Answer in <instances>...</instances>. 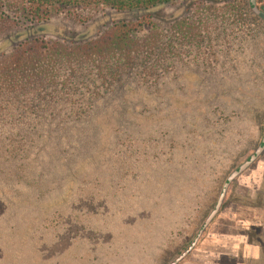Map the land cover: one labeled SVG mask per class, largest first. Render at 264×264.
I'll return each mask as SVG.
<instances>
[{
    "label": "rangeland",
    "instance_id": "rangeland-1",
    "mask_svg": "<svg viewBox=\"0 0 264 264\" xmlns=\"http://www.w3.org/2000/svg\"><path fill=\"white\" fill-rule=\"evenodd\" d=\"M8 5L0 56L106 25L93 24L100 11L54 15L35 33L40 24ZM177 15L180 5L160 11ZM255 18L226 44L221 35L215 59L193 49L152 85L128 78L101 90L82 114L41 103L31 85L0 95V264H170L183 253L264 135V20ZM253 221L264 227V152L177 264H264ZM245 237L262 248L259 260L242 256Z\"/></svg>",
    "mask_w": 264,
    "mask_h": 264
},
{
    "label": "trees",
    "instance_id": "trees-1",
    "mask_svg": "<svg viewBox=\"0 0 264 264\" xmlns=\"http://www.w3.org/2000/svg\"><path fill=\"white\" fill-rule=\"evenodd\" d=\"M8 4L30 25L40 24L35 33L44 31L43 25L54 15L80 20L90 12H101V19L93 24L106 25H100L101 31L92 38L78 35L68 41L22 43L0 56V95L31 85L45 93L41 103L49 100L74 114L84 113V103L124 79L156 83L176 63L187 60L193 49L215 59L221 35L226 44L256 21L249 0H0V21L9 18L3 9ZM174 5H180L181 15L160 16V11Z\"/></svg>",
    "mask_w": 264,
    "mask_h": 264
},
{
    "label": "water",
    "instance_id": "water-1",
    "mask_svg": "<svg viewBox=\"0 0 264 264\" xmlns=\"http://www.w3.org/2000/svg\"><path fill=\"white\" fill-rule=\"evenodd\" d=\"M249 7L250 11L253 13L254 16H257L264 20V9L260 11L256 6V0H249ZM264 152V135L262 137L261 142L256 147L254 152L242 163L240 164L235 170H233L230 175L227 177V179L224 181L223 186L221 188V191L219 193V196L215 202L214 207L210 211V213L207 215L206 219L202 223L201 227L199 228L195 238L191 242V244L186 248V250L181 253L173 262L170 264H177L181 260H183L188 253H190L194 246L196 245L198 239L202 235L203 231L206 229V227L210 224L212 219L216 216L218 211L220 210L223 200L225 198L226 192L230 184L241 174L243 173L252 163L256 161V159Z\"/></svg>",
    "mask_w": 264,
    "mask_h": 264
},
{
    "label": "crops",
    "instance_id": "crops-1",
    "mask_svg": "<svg viewBox=\"0 0 264 264\" xmlns=\"http://www.w3.org/2000/svg\"><path fill=\"white\" fill-rule=\"evenodd\" d=\"M232 217L234 218V216H232ZM234 219L231 218L230 220H232V221H230V222H233ZM237 223L238 224H243L242 221H238ZM253 223H254V225L258 226V228H260L259 226H261V221H253ZM259 234H260L259 237H262L264 239V227L260 228V233ZM237 240H238V238L236 239V241ZM242 240H244V241H242V244H241L242 256L244 258L248 259V260H251V261L259 260L260 256H261L262 248L258 244L250 243L248 241L247 237H245Z\"/></svg>",
    "mask_w": 264,
    "mask_h": 264
}]
</instances>
